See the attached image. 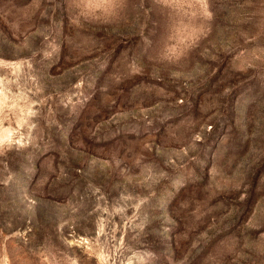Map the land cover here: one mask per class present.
Returning a JSON list of instances; mask_svg holds the SVG:
<instances>
[{
    "label": "rangeland",
    "instance_id": "1",
    "mask_svg": "<svg viewBox=\"0 0 264 264\" xmlns=\"http://www.w3.org/2000/svg\"><path fill=\"white\" fill-rule=\"evenodd\" d=\"M0 264H264V0H0Z\"/></svg>",
    "mask_w": 264,
    "mask_h": 264
}]
</instances>
